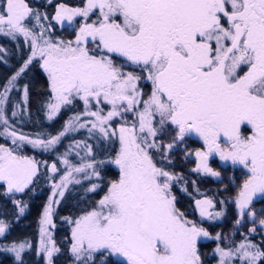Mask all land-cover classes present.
Segmentation results:
<instances>
[{
	"label": "snow or ice",
	"instance_id": "snow-or-ice-1",
	"mask_svg": "<svg viewBox=\"0 0 264 264\" xmlns=\"http://www.w3.org/2000/svg\"><path fill=\"white\" fill-rule=\"evenodd\" d=\"M96 12L97 19L89 22ZM75 17L84 21L75 39L52 42L43 38V32L38 38L28 28L26 21L39 24L40 14L26 0L0 4V32L31 37L32 56L38 52L43 60L55 100L48 105L49 119L78 97L85 105L95 100L112 106L107 115L100 114L102 109L86 113L96 118L92 126L105 136L109 135L105 125L114 117L131 112L136 121L131 125L125 121L119 128L120 149L110 161L119 169V179L110 182L97 208L74 222L71 251L82 264H202L197 241L209 233L176 207L171 182L177 177L158 167L150 150L161 149L156 137L168 128L175 131L168 150L194 134L204 150L195 152L198 164L193 171L219 176L208 165L213 154L247 170L236 198L241 214L253 197L264 196V0H87L83 8L58 6L57 21L71 23ZM29 63L31 58L24 67ZM124 64L139 67L146 76L125 72ZM142 78L152 84L147 99H142L137 83ZM8 90L0 93V103ZM156 117L159 127L153 123ZM58 140L59 136L46 143L27 142L48 147ZM35 174L34 160L0 146V182L9 192H22ZM70 175L53 187H66ZM201 203L212 204L197 201L198 206ZM50 211L45 209V223L50 222ZM205 214L201 209V216ZM4 231L0 223V234ZM24 247L14 244L10 249L17 260ZM41 248L52 264L59 249L44 241ZM216 251L221 264L233 255L219 247ZM235 252L247 264L264 260V251L254 244L241 243Z\"/></svg>",
	"mask_w": 264,
	"mask_h": 264
},
{
	"label": "flooded vegetation",
	"instance_id": "flooded-vegetation-1",
	"mask_svg": "<svg viewBox=\"0 0 264 264\" xmlns=\"http://www.w3.org/2000/svg\"><path fill=\"white\" fill-rule=\"evenodd\" d=\"M86 2L87 0H26L33 11L40 14L39 24L34 19L26 21V24L38 38L43 32V38L50 39L52 42L74 40L80 24L84 22L83 18L75 17L71 23L67 20L57 21L55 19L56 12L61 4L69 8H83ZM0 4H2V0H0ZM97 16L98 12L90 14L89 22L95 21ZM40 25H43V28ZM26 39L31 40V37L26 38L20 33L6 35L0 32V93H4L5 88L9 89L3 102L0 103V146L12 150L10 146L4 144L3 140H6L7 136H12L13 132L17 139L19 136H25L34 137V140L42 139V134H46V139L51 138L54 134L60 135L62 130L64 134L60 135L61 141H58V145L53 147L48 157L45 154H43V158L35 156L36 159L33 160L36 162V174L22 192H9L4 182H0L1 191H4V196L7 199L14 202L16 198L23 200L24 197L37 193L40 183L46 179H48L49 185L51 177H56V174H51L52 166L55 165L57 171L60 169L57 158L68 153L69 159L72 149L76 150L74 148L76 146L72 144L75 142L74 139H77L81 142L78 153L81 156L82 168L86 169L88 164H92L93 167L89 169L99 173L96 185L102 186L104 180L108 183L103 192L96 194L98 192L96 188L97 190L95 189L93 193L98 195L97 201H100L107 193L110 182L119 179V169L110 162L120 149L119 128L125 124V121L128 125L136 121L131 112L114 117L105 125L109 131V135L105 136L98 127L91 126L96 122V118L86 113L102 109L100 114L106 115L112 106L103 102L97 104L95 100H91L88 105H85L84 101L78 97L73 98L70 104L61 105L60 110L52 119H49L47 107L53 102V94L50 90L49 76L42 67L43 60L38 52L34 59H31L36 63L35 69L37 70V79L35 78V86H33L34 96L28 98V92L25 96V87L19 82L20 76L25 72H20V69H27L24 67V60H22L26 53L20 52L19 44ZM38 42L42 45L43 39H38ZM88 47L90 51L94 50L93 44L89 43ZM30 53L27 54V61L30 59ZM19 57H21V62ZM117 63H122V58H117ZM123 70L142 77L146 76L135 65L124 64ZM12 77H16V79L12 80ZM10 80H12L11 84H9ZM137 83L143 94L142 99H147L152 90L151 82L142 78ZM30 103L34 105L35 111L32 120L25 119L24 111V106L30 105ZM139 107L142 108V105ZM10 112L16 115L13 116ZM60 117L61 120H59ZM73 119L81 122L83 126L73 132L68 131L67 127L63 129L64 126L73 122ZM5 120L7 124L4 123ZM158 120L159 117H156L153 122L156 127H159ZM29 121L34 128L31 126L33 130H26L25 133V128L31 125ZM113 131L116 132L115 136L111 135ZM174 136L175 131L172 128H168L166 132H159L156 140L161 145V149L159 151L151 149L150 152L158 167H163L177 177L171 182V192L175 197L176 207L186 219L209 233V237H200L197 241L202 264H221L220 254L216 251L218 247L233 253L230 258H225L224 264H247L246 261L242 262L239 259V253H236L235 249L241 243H250L264 251V225L260 224V220L264 219V196L253 197L244 213L241 214L236 205V198L248 178L247 170L241 165H233L231 161H221L218 155L213 154L208 158V165L214 171L219 172V176L193 171L198 164L195 152L204 150L203 141L194 134L188 135L183 141H176L174 147L168 150L166 146L173 142ZM16 141L21 142L19 139ZM101 161L104 163H100ZM41 163L44 165L43 169ZM104 169L108 170L104 173ZM44 173L47 175L46 177ZM206 200L212 202L211 206L203 203L197 205V201ZM201 209L205 210L204 216H201ZM216 213H220V215H216ZM217 235L220 239H216ZM250 250L254 251V249ZM258 264H264V260L259 261Z\"/></svg>",
	"mask_w": 264,
	"mask_h": 264
},
{
	"label": "trees",
	"instance_id": "trees-1",
	"mask_svg": "<svg viewBox=\"0 0 264 264\" xmlns=\"http://www.w3.org/2000/svg\"><path fill=\"white\" fill-rule=\"evenodd\" d=\"M19 50L21 53H26V55L22 58V60L26 63L27 52H33L31 40L26 39L24 42H20ZM19 61L21 62V57H19ZM35 65L36 63L31 60V63H29L26 67L27 69L24 70L25 72L19 78L20 85L27 87L28 98L34 96L33 86H35V78L37 79V70L35 69ZM24 111L26 113L25 119L32 120V117H34L33 115L35 114L34 105L32 103H30V105H25ZM59 120H61V117ZM29 122L31 123V121ZM31 126L34 128L31 123L28 128H25L24 132L26 133V130H33ZM41 138H47L46 134H42ZM29 147L31 149L34 148L33 146ZM13 152L21 156L24 154L28 156L35 154L37 155V158H43L42 155H38L41 154L40 152L35 151V153L31 150L29 151L28 149L20 151V149L14 148ZM40 165L43 169L44 165H42V163ZM107 170L108 169H104L103 172L105 173ZM44 175L45 177L47 176L45 173ZM107 185V181L104 180L102 186L97 187L98 192L96 194L103 192ZM87 188L88 186L84 183H77L76 185L69 187L66 192L67 199L61 203L60 206L58 205L59 207L53 215L56 221L55 223L57 224V245L59 244L60 252L52 258V264H82V262L77 263L69 254L70 251L68 248L62 246L60 243L63 241L62 238H66L67 241L69 240V238L67 239L68 228L64 223L70 218H76L77 214L80 212H85L95 206V199H98V195L91 196L86 194ZM1 189L2 188L0 187V223L4 225L5 231L3 234H0V264H47V260H45L43 256L37 255L35 250L36 236L37 233H39V223H41V216L45 211V203L47 201V196H45L46 189L40 191L39 194H30L28 197H24L23 200L16 198L14 202L7 199L4 196V191H1ZM15 202H17L20 206L25 205L26 208L24 216L20 219L15 218L16 214L19 213L18 208L14 205ZM27 242L32 243V247L31 249H27L19 260L15 261L9 251L3 250L5 245H16L18 243L26 244Z\"/></svg>",
	"mask_w": 264,
	"mask_h": 264
},
{
	"label": "rangeland",
	"instance_id": "rangeland-1",
	"mask_svg": "<svg viewBox=\"0 0 264 264\" xmlns=\"http://www.w3.org/2000/svg\"><path fill=\"white\" fill-rule=\"evenodd\" d=\"M42 45H43V43H42ZM29 58L34 59V57L32 56V52L29 54ZM52 103H55L54 99H53ZM47 109H48V111H47L48 113L47 114H50V109L48 107H47ZM10 114L13 115V116L16 115L15 113H12V112H10ZM81 125H82L81 122L76 121V120L73 119V122H70L69 124L64 126L65 128L63 127V129H66V127H67L68 131L73 132V131L79 130L81 128ZM62 132H63V130H62ZM57 136H59V140L58 141H61L62 137L60 135H58V134L57 135L54 134L51 138L57 137ZM25 138L26 139L24 141L18 142V141H16V140H18L17 138L12 137V136H7L6 140H3V142H4V144L10 146V148L12 149L11 151H13L14 148L15 149L18 148V149H20V151H24V149H28L29 151L31 150L33 152H35V151L40 152L41 154H38V155H42L43 156V154H45V155H47V157L50 155L49 153H50V151H52L53 147L55 145H58V141H57L55 144L50 145L48 147H44V145L33 146L32 144L28 143L27 141L28 140H34L33 139L34 137H31V138L25 137ZM51 138H49V139H51ZM49 139L42 138L40 140H42V141H44L46 143ZM14 140H15V143L13 142ZM74 141H73L74 143L72 145L76 146V147H74L76 150L72 149V152H70V156L71 157L68 159V157H69L68 153H65L64 155H62V157H58L57 158V164L60 165V169L58 171L57 170L51 171V174L52 175L56 174V177L55 178L51 177L52 180L49 183V185H48V179H46L43 182H41L40 185H39V191H37V193L39 194L40 191L46 189L45 190V196H47V201L45 203V209L46 208H50L51 209V211L49 213L50 222H48V223L44 222L45 221V211L43 212V214L41 216L42 219H41V223H39V228H38L39 229V233H37L36 243H35V250L37 252V255L43 256V258L45 260H47V264H48V257L46 256V253L41 248V241H44L45 245H47L48 247L55 246L57 249H59V244L57 245L58 238H57V235H56L57 232H58V230L56 228L57 224L55 223L56 221H55L53 215L57 211V209L60 206V204L63 203L67 199V196H66L67 189L69 187H71L72 185H76L77 183H84V184H86L88 186L86 194L91 195V196H95V194H93L94 191H95V190H93V185L97 184L96 182L98 180V178H97L98 176L93 175V172L95 170H90L89 168L85 169L83 167L84 168L83 172H76L75 171V168H77V167H81L82 168V163H81V159H80V157H81L80 153H78L79 150H80V147H81V144H80L81 142H79L77 139H74ZM28 145L31 146V147L33 146L34 148L31 149ZM4 148H6V147H4ZM13 153H15V152H13ZM22 156H26V157H28V158H30L32 160L36 159V157H37V155H35V154H32V156H28V155L24 154ZM65 160L68 161V162L65 163L64 162ZM65 164H66V166H65ZM69 172L71 173V175L69 176V181L66 182L67 186L66 187H61V188H54L53 185H60L61 181H62V178L64 176L68 175ZM60 191H63V193H64L63 196L59 195ZM54 192L56 193L55 195H54ZM90 199H93V198H90ZM97 200L98 199H95V206L94 207H91L90 209L86 210L85 212H80L79 214H77L76 218H74V219L70 218V219L67 220V222L64 223V224H66V227L68 228L67 239L69 237H72L73 228L75 227V223L74 222L77 219H79L81 216L86 214L87 212L92 211L93 209L97 208L98 202H99ZM14 205H15L16 208H18V212H19V213L16 214L15 218L20 219L21 217L24 216V214L26 212V208H24V205L20 206L17 202H15ZM21 209H23V211H21ZM41 229H44L43 233H42ZM49 239L52 242L51 244L48 243ZM62 239H63V241H61L60 244L62 246H64V247H67L68 250L70 251L69 254L72 256V258L75 259V261L77 263H80L81 261H78L76 259L75 254H73V252L71 251L72 244L74 242L73 238H69L68 241L66 240V238H62ZM16 245L18 246L20 244L18 243ZM24 245H25L24 249L20 252V258H21L22 255H24V253L27 251V249H31V247H32V243H28L27 242ZM12 246L13 245H5L3 250L4 251L5 250L9 251L10 254H12L13 259L16 261L17 260L16 253L13 252V251H10ZM59 252L60 251L54 252L52 258L54 256H56Z\"/></svg>",
	"mask_w": 264,
	"mask_h": 264
}]
</instances>
